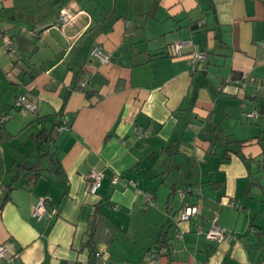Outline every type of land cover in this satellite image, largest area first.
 <instances>
[{"label":"crops","instance_id":"crops-1","mask_svg":"<svg viewBox=\"0 0 264 264\" xmlns=\"http://www.w3.org/2000/svg\"><path fill=\"white\" fill-rule=\"evenodd\" d=\"M62 11L71 22L58 24ZM177 42L189 43L181 57ZM197 50L207 58L192 67ZM78 70L89 98L74 88ZM21 94L34 113L13 107ZM3 115L0 246L11 264H146L162 232L159 264H264V0H0ZM65 118L70 130L57 133ZM41 142L52 147L36 160ZM20 162L42 164L36 180ZM92 169L104 174L94 194ZM187 186L198 215L179 222ZM213 221L221 242L203 236Z\"/></svg>","mask_w":264,"mask_h":264},{"label":"built area","instance_id":"built-area-1","mask_svg":"<svg viewBox=\"0 0 264 264\" xmlns=\"http://www.w3.org/2000/svg\"><path fill=\"white\" fill-rule=\"evenodd\" d=\"M72 21V18L67 14V12L62 11L59 15V22L58 24H64V23H69ZM189 43L186 42H177L174 43L171 46V50L173 52V55L175 57H181L182 54V49L187 47ZM4 46L7 50H11V41L6 40L4 42ZM90 55L92 58L98 60L101 64H105L108 62V56L105 54L99 45L93 46ZM207 58V52L203 50H197L193 51L191 54L187 56V62L190 66H194L196 63L199 62H204ZM80 87L85 88L87 85L86 80H82L80 82ZM13 107L18 110H25L31 113H34L36 111V103L33 101L27 94H21L16 97L13 103ZM248 117H256V113L252 112L250 114H247ZM10 118V115H3L0 116V122L5 123L8 119ZM71 127V121L68 118H65L61 121V123L57 126L56 132L57 133H62L64 131L70 130ZM141 133L139 132V135ZM104 174L102 171L92 169L89 171V173L86 176L87 181L89 182L88 186V192L90 194H94L98 188L101 185V180L103 178ZM118 182V177H113L111 180V183L113 185L117 184ZM177 195L180 198V200L184 201L188 196L189 193H191V188L187 187L185 189H178L177 190ZM145 202L148 206H154L152 202V198L150 196L145 197ZM47 206L45 204V201L43 199H38L36 203L34 204L31 215L33 218L36 220H41L45 213H47ZM49 216L56 217L57 215V210L52 207L49 209L48 212ZM198 215V208L196 205H189L185 204L182 208L180 217L178 218L179 222H188L190 219L196 217ZM199 233H202L199 231ZM226 232L225 230L219 226L216 222H212L208 231L204 232L203 236L206 240L208 241H213V242H221L225 238ZM6 247L4 245L0 246V261H5L6 260ZM167 253V248L162 246L158 248L157 250H153L147 254L145 257V262L146 264H159L158 260L161 256L165 255ZM96 257L101 258V254L96 252L95 253ZM5 264H11L9 260H6ZM124 264V263H121Z\"/></svg>","mask_w":264,"mask_h":264},{"label":"trees","instance_id":"trees-1","mask_svg":"<svg viewBox=\"0 0 264 264\" xmlns=\"http://www.w3.org/2000/svg\"><path fill=\"white\" fill-rule=\"evenodd\" d=\"M83 73H82V71L81 70H78L77 72H76V79H75V86H74V88H77V89H79V90H83L84 91V93H85V95H86V97L87 98H89V97H91L92 95H93V93L94 92H92V91H89L88 89H85V88H81L80 87V82L82 81V79H83ZM235 77V80L236 79H239L240 77L239 76H234ZM3 129V127H1L0 128V130H2ZM230 143H236V144H238L239 142H226V144H230ZM19 166H20V168L21 169H25V171H30L31 173H32V178H33V181L34 180H36L37 179V177L39 176V172L42 170V168H40V164H38V163H33V164H31V163H24V162H20V164H19ZM187 187H189V186H187ZM187 187H184V188H181V189H185V188H187ZM7 188L10 190L11 189V185H8L7 186ZM176 192H177V190H176ZM190 194L191 193H189V196H190ZM188 196V197H189ZM187 197V198H188ZM186 198V199H187ZM186 199L183 201V202H185L186 201ZM6 201V199H4L3 201H2V203H1V205L4 203ZM0 205V206H1ZM1 208V207H0ZM94 225V224H93ZM166 232H162L161 233V236H160V238H159V240H158V243L154 246V248H155V250H157L158 248H160V247H162V246H164V247H166L167 248V252H168V245H167V239H166V234H165ZM91 237H92V235H89V240L87 241V243H86V245H88V246H90V241H91Z\"/></svg>","mask_w":264,"mask_h":264},{"label":"rangeland","instance_id":"rangeland-1","mask_svg":"<svg viewBox=\"0 0 264 264\" xmlns=\"http://www.w3.org/2000/svg\"><path fill=\"white\" fill-rule=\"evenodd\" d=\"M44 144H45V147H42V146H44ZM42 147V148H41ZM50 147H52V144H50L49 142H47V144L46 143H44V142H41V143H39L38 144V146H37V150L35 151V153H34V157L36 158V160L38 159V156H39V153H40V149L39 148H41V149H43L44 151H43V154H45V153H47L48 151H49V148ZM45 157H42V158H40V162H41V159L43 160V163L45 164L47 161L44 159ZM41 164V163H40ZM42 165V164H41ZM179 198V197H178ZM177 198V199H178ZM180 199V198H179ZM178 199V201H180ZM182 203V202H181ZM183 204H187V202H183ZM181 211H182V208L178 211V213L176 214V217H175V219H177L178 220V218L180 217V214H181ZM171 227V226H170ZM171 235L173 234V228L171 227Z\"/></svg>","mask_w":264,"mask_h":264}]
</instances>
